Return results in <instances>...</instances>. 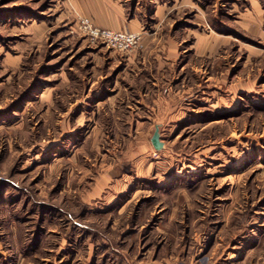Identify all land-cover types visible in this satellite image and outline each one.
I'll use <instances>...</instances> for the list:
<instances>
[{"label": "rangeland", "instance_id": "rangeland-1", "mask_svg": "<svg viewBox=\"0 0 264 264\" xmlns=\"http://www.w3.org/2000/svg\"><path fill=\"white\" fill-rule=\"evenodd\" d=\"M256 1L0 0V264H264ZM108 9L146 23L139 49L78 30ZM154 30L185 38L174 102L138 98ZM205 34L220 48L187 60Z\"/></svg>", "mask_w": 264, "mask_h": 264}, {"label": "crops", "instance_id": "crops-1", "mask_svg": "<svg viewBox=\"0 0 264 264\" xmlns=\"http://www.w3.org/2000/svg\"><path fill=\"white\" fill-rule=\"evenodd\" d=\"M256 3H258V0L256 1ZM106 13H107L106 17L107 18L109 17V18L108 19L105 18V20L102 19L97 13H94V12H86V16H89L92 19L93 23L99 27L115 29V30H122V29L128 30V31L136 30L146 24L142 22V19L138 18L137 16L138 14L136 12L130 18H127V16L125 15L126 13H124L123 11H119V10L112 12L111 10L108 9ZM257 15H258L257 16L258 18H261V15L259 14ZM151 25H156V24L150 23V26ZM220 27L221 26H219V28ZM221 34H217V36L219 37H212V38H220L219 40L223 41L222 36H224V38L226 36L225 34H222V35ZM209 38L211 37L206 34L205 36L204 35L198 36L191 48L193 52L191 51L190 54H186L187 57L189 56V59L187 60L190 61V58L194 57L195 55L205 57L208 54L210 55L211 53L213 54L216 53V51L220 48L222 43L220 41L216 45V42L215 41L212 42V40H210ZM183 40H185V38L182 35L175 37V35H172L171 33L159 34L154 30L153 32H151V34L145 37V43L148 47V49L145 50L146 54L138 53L137 55L136 54L132 55L130 61L132 64H135V65L136 63H139V60H140V64H143V65L146 64L145 63L146 59L144 58L139 59L140 56H144V57L152 56L149 58H151L152 61L154 62L153 65H150V66L146 65L147 67H145L146 69L148 68L147 69L148 71L150 69H154L153 73H156V74L151 75V86L149 87V89L146 86L143 87V89L141 87V90L138 93V98L140 99L141 103L143 102L144 104L145 103H155V104L169 103V102H174V100H177V98L179 99L181 97L178 95V92H177L178 89H176V87L179 86L178 81L172 78L171 80H168V83H166L167 78L164 79V75L165 73L170 72L171 75L175 76V74H178L179 72H183V70L187 68L188 66L187 63L179 65L181 61L179 58L181 56L180 54L181 49L179 45ZM213 40H216V39H213ZM153 41H154V45H157V43L160 42L159 44L160 46L152 47L151 45L153 44L152 43ZM190 68L192 71H196V70L201 71L199 68H197L194 65L190 66ZM151 71H150V74H151ZM150 89H153V94H151ZM188 92L189 91H187V93ZM147 97H151V100H148ZM175 97L177 98L175 99Z\"/></svg>", "mask_w": 264, "mask_h": 264}, {"label": "built area", "instance_id": "built-area-1", "mask_svg": "<svg viewBox=\"0 0 264 264\" xmlns=\"http://www.w3.org/2000/svg\"><path fill=\"white\" fill-rule=\"evenodd\" d=\"M77 27L90 41L104 43L107 47L122 53H132L142 46L143 33L140 30L118 31L95 25L88 16L79 15Z\"/></svg>", "mask_w": 264, "mask_h": 264}, {"label": "water", "instance_id": "water-1", "mask_svg": "<svg viewBox=\"0 0 264 264\" xmlns=\"http://www.w3.org/2000/svg\"><path fill=\"white\" fill-rule=\"evenodd\" d=\"M150 142L153 146L154 149L159 150L162 148L163 143L160 140V135H159V131H158V127L156 126L151 138H150Z\"/></svg>", "mask_w": 264, "mask_h": 264}]
</instances>
